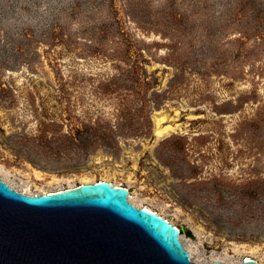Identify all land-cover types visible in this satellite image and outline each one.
Returning <instances> with one entry per match:
<instances>
[{"label":"rangeland","instance_id":"374dc122","mask_svg":"<svg viewBox=\"0 0 264 264\" xmlns=\"http://www.w3.org/2000/svg\"><path fill=\"white\" fill-rule=\"evenodd\" d=\"M0 165L108 178L204 261L264 259V0H0Z\"/></svg>","mask_w":264,"mask_h":264},{"label":"water","instance_id":"95a60500","mask_svg":"<svg viewBox=\"0 0 264 264\" xmlns=\"http://www.w3.org/2000/svg\"><path fill=\"white\" fill-rule=\"evenodd\" d=\"M128 196L106 180L26 194L0 178V264H257L191 261L179 234L192 230Z\"/></svg>","mask_w":264,"mask_h":264},{"label":"bare ground","instance_id":"6f19581e","mask_svg":"<svg viewBox=\"0 0 264 264\" xmlns=\"http://www.w3.org/2000/svg\"><path fill=\"white\" fill-rule=\"evenodd\" d=\"M155 122H156V129H155V134L158 138H162L165 137L169 134H171L172 132H175V128L172 126H164L165 122H166V117H158V114L155 115ZM176 127V126H175ZM20 174V173H18ZM0 176L1 178L4 179V181H6L7 183H9L11 185V187L20 190L24 193H28V194H34V193H47V192H51V191H47L41 187H36L33 190V187L31 184H29L28 180H18L16 178H13L12 173L10 172L9 169H7L6 167H4L3 165H0ZM20 176L24 177V178H29V174L25 173V174H20ZM26 176V177H25ZM32 178H34L35 180H42L44 178V173L40 172V171H35ZM101 180H106V181H110L108 178H103ZM93 180L90 178H85L81 181V183H87V182H92ZM96 181V180H95ZM112 183V185L114 186H121L119 183H115L113 181H110ZM127 189L129 187H126ZM131 191V190H130ZM54 192V191H53ZM132 192H129V196H128V200L135 206L139 207L141 205H139L138 203L134 202L132 200V196H131ZM141 207H144L148 210H152L157 212L158 214H160L161 216L163 215L162 212H159L157 210L152 209L151 207L147 206V205H142ZM165 216V215H164ZM166 218V217H164ZM168 219V218H167ZM169 220V219H168ZM170 221V220H169ZM171 222V221H170ZM172 223V222H171ZM173 224V223H172ZM175 225V224H174ZM176 226V225H175ZM191 230V229H190ZM182 236V237H181ZM187 235H180L179 240L182 243V245L184 246V248L189 252L190 254V260L191 261H195V262H203L205 260V257L201 255V253L197 250H195V246L191 244L190 240L187 239L188 237H186ZM239 251V246L236 245V251L235 253ZM225 254V253H224ZM220 256L219 258L218 255H210L207 258L211 261V260H223L226 262H231L233 259V257L229 256L227 253L225 255ZM243 259H254L256 261L257 264H261L264 262L263 258H259V259H255L252 258L250 256H244L241 260ZM208 260V261H209ZM240 260V261H241ZM232 262H238V261H232Z\"/></svg>","mask_w":264,"mask_h":264},{"label":"flooded vegetation","instance_id":"af4514ba","mask_svg":"<svg viewBox=\"0 0 264 264\" xmlns=\"http://www.w3.org/2000/svg\"><path fill=\"white\" fill-rule=\"evenodd\" d=\"M0 178H1V176H0ZM1 179H3V178H1ZM4 180V179H3ZM210 261V260H209ZM212 261V260H211Z\"/></svg>","mask_w":264,"mask_h":264},{"label":"trees","instance_id":"16d2710c","mask_svg":"<svg viewBox=\"0 0 264 264\" xmlns=\"http://www.w3.org/2000/svg\"><path fill=\"white\" fill-rule=\"evenodd\" d=\"M182 233V231L180 230V234Z\"/></svg>","mask_w":264,"mask_h":264},{"label":"built area","instance_id":"2783aa9c","mask_svg":"<svg viewBox=\"0 0 264 264\" xmlns=\"http://www.w3.org/2000/svg\"><path fill=\"white\" fill-rule=\"evenodd\" d=\"M179 237H180V234H179Z\"/></svg>","mask_w":264,"mask_h":264}]
</instances>
